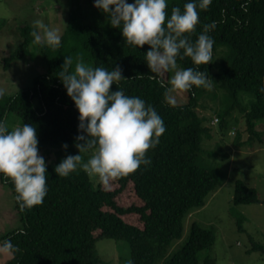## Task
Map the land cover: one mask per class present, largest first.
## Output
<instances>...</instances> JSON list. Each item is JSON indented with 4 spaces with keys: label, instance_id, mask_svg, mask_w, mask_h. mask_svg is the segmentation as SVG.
<instances>
[{
    "label": "trees",
    "instance_id": "trees-1",
    "mask_svg": "<svg viewBox=\"0 0 264 264\" xmlns=\"http://www.w3.org/2000/svg\"><path fill=\"white\" fill-rule=\"evenodd\" d=\"M184 3L168 0L166 12L170 15L172 7L182 9ZM198 11L193 40L204 24L216 22L209 32L214 40L213 62L199 67L212 80H219L218 88L229 103L223 117L217 118L220 130L227 128L225 117L240 107L238 95L246 93L253 95L255 102L250 110L240 111L245 114L246 131L252 137L257 122L264 120V0H212L206 10ZM31 33L30 27L22 29L20 50L5 60L6 68L26 54ZM65 35L58 49H45L46 72L35 79L32 88L11 97L1 96L0 119L7 122L10 115H15L21 124L35 125L39 151L60 150L64 144L68 146L65 150L71 151L80 134L78 114L58 73L65 56H72L73 61L83 56L94 67L111 70L119 66L125 80L110 86V91L119 87L125 94L139 96L152 105L163 119L165 131L158 144L145 154L150 164L107 184L99 182L96 186L79 169L68 177H59L54 167L60 161L47 164L48 190L42 204L23 213L17 206L21 228L2 237L19 248L6 264H100L95 247L100 239L127 242L131 264H200L199 255L214 245V235L197 224L192 226L185 244L170 257L167 255L171 243L182 236L185 218L203 208L206 198L221 184L216 170L199 164L202 139L209 134L199 103L212 91L194 87L187 92L186 104H170L164 95L168 81L149 72L144 62L147 45L138 49L128 46L118 29L79 23L74 11ZM177 63L180 68L197 67L187 57ZM167 74L169 77L171 72ZM0 180L15 195L12 183ZM233 202L262 203L257 191L242 182L235 186ZM253 250L264 251L261 246ZM204 264L215 263L207 257Z\"/></svg>",
    "mask_w": 264,
    "mask_h": 264
},
{
    "label": "clouds",
    "instance_id": "clouds-1",
    "mask_svg": "<svg viewBox=\"0 0 264 264\" xmlns=\"http://www.w3.org/2000/svg\"><path fill=\"white\" fill-rule=\"evenodd\" d=\"M211 3L212 0H185L183 8L172 7L170 15L166 12L168 0H94L93 7L106 16L111 28L119 30L124 44L137 49L148 46L144 62L149 72L172 73L164 95L174 105V93H187L194 87L211 89L215 84L199 66L213 62L214 40L209 32L216 22L204 24L192 39L199 23L198 10H206ZM34 24L39 30L31 33L34 44L53 50L60 47L62 32L58 27H49L42 20ZM185 57L197 67L180 68L177 60ZM58 79L78 114L80 134L74 141L77 153L65 156L54 167L56 175L68 177L79 169L107 184L150 164L145 154L158 144L165 131L164 121L139 96L127 95L119 87L110 91V86L125 80L119 66L108 70L79 57L74 63L72 56H65ZM46 167L38 150L36 126L23 123L10 130L0 119V179L12 183L21 213L42 204L48 190ZM18 251L11 240H0V255L14 258Z\"/></svg>",
    "mask_w": 264,
    "mask_h": 264
},
{
    "label": "rangeland",
    "instance_id": "rangeland-1",
    "mask_svg": "<svg viewBox=\"0 0 264 264\" xmlns=\"http://www.w3.org/2000/svg\"><path fill=\"white\" fill-rule=\"evenodd\" d=\"M93 2L94 0H0V90H3L0 102L1 96L11 97L32 88L35 79L46 72L44 51L49 47L34 44L33 38L26 54L5 67V60L20 50L23 42L22 29L30 27L32 32L39 31L34 21L42 20L49 27L61 30L62 43L73 11L79 23L109 27L106 16L93 7ZM79 58L92 65L83 56ZM216 72L215 68L212 71L213 78ZM159 75L163 80L169 81L172 73L169 77L167 73ZM213 82V87L208 89L212 93L203 96L199 103V112L206 119L204 125L209 131L202 139L199 164L216 170L221 176V184L206 198L203 208L193 210L185 218L182 236L171 243L167 258L185 244L192 226L197 224L214 235V245L199 255L200 264H204L207 257L213 259L215 264H264V251L253 250L257 246L264 249V120L257 122L255 135L250 137L246 131L245 114L240 110H250L255 98L241 93L238 95L240 107L232 110L230 117H225L227 128L220 130L217 118L223 117L229 103L224 100V91L218 88L221 87L219 80ZM174 96L176 105L188 102V93L176 92ZM6 123L10 130L21 125L15 115H10ZM235 141L240 144H235ZM72 148L71 151L48 148L40 150L39 154L44 157L47 165L61 161L67 155H75L77 149ZM87 158L88 155L84 154V159ZM91 180L96 186L99 185L98 179ZM237 182L255 189L262 203L236 205L233 198ZM14 196L12 190L0 180V240L21 228ZM95 247L100 264H131L130 246L125 241L100 239ZM10 260L11 258L0 255V264H6Z\"/></svg>",
    "mask_w": 264,
    "mask_h": 264
},
{
    "label": "built area",
    "instance_id": "built-area-1",
    "mask_svg": "<svg viewBox=\"0 0 264 264\" xmlns=\"http://www.w3.org/2000/svg\"><path fill=\"white\" fill-rule=\"evenodd\" d=\"M217 121V120H216Z\"/></svg>",
    "mask_w": 264,
    "mask_h": 264
}]
</instances>
